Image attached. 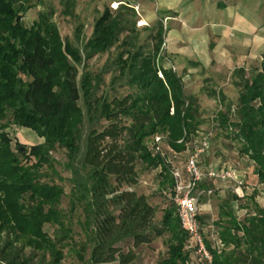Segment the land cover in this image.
I'll return each instance as SVG.
<instances>
[{
	"label": "trees",
	"instance_id": "obj_1",
	"mask_svg": "<svg viewBox=\"0 0 264 264\" xmlns=\"http://www.w3.org/2000/svg\"><path fill=\"white\" fill-rule=\"evenodd\" d=\"M21 1L28 0H0V264H32L24 252L27 247L43 260L48 256L46 264H60L64 236L51 237L43 227L57 225L62 231L58 208L62 190L42 182L41 169L51 164L49 152L56 144L67 149L69 158L76 151L71 126L79 92L75 68L67 63L70 44L62 42L47 12L30 27L23 26ZM134 18V9L125 4L104 8L85 43L88 55L102 51L129 22L134 26ZM163 38L164 28L158 22L152 50L136 49L129 54L135 90L112 98L102 114L106 124L92 128L87 136L83 164L93 183L89 191L90 264H128L135 254L124 252L120 242L131 239L136 247L165 232L172 242L161 264H182L188 256L184 252L188 237L180 227L175 206L168 201L160 224H156L155 209L147 196L134 190L139 181L137 162L147 169L161 166L160 191L172 186L168 168L160 156L146 148L144 138L163 131L170 148L182 151L199 125L196 99L185 95L180 76L155 64ZM128 43L133 45L132 40ZM121 61L124 70L127 59ZM235 72L240 78L236 105H226L217 116L220 127L234 132L242 153L254 164L258 182L264 183V55L260 68H253L248 77L242 68ZM12 125L34 131L42 142L25 150L13 146L7 131ZM232 193L212 221L220 248L211 247L206 238L210 228H205L204 215L199 214L212 262L264 264V206L255 204L253 211L239 219L231 202H240L242 197Z\"/></svg>",
	"mask_w": 264,
	"mask_h": 264
},
{
	"label": "rangeland",
	"instance_id": "obj_2",
	"mask_svg": "<svg viewBox=\"0 0 264 264\" xmlns=\"http://www.w3.org/2000/svg\"><path fill=\"white\" fill-rule=\"evenodd\" d=\"M152 2L153 0H28L23 2L24 10L21 11L20 21L25 27H30L35 21L39 20L42 13L51 15V20L56 24L63 43L71 46V52L66 53L68 64L75 70L76 83L78 86L79 99L76 103L77 113L74 116L72 135L76 144V151L72 158H69L68 151L59 143L49 152L52 162L44 165L41 169V181L49 185H56L62 190L58 208L61 212L63 229L57 225L45 224L43 229L51 237L54 235L64 236L61 244L63 258L60 264H90L89 251L91 248L90 229L92 228L91 218L92 209L89 205V191L92 186L90 180V170L83 164V156L86 148V140L89 131L92 128H101L106 124L102 114L108 109L112 98H121L122 96L135 90L132 86L130 70L128 68L129 54L136 49L143 51L152 50L154 40L152 35L156 32L158 22L167 29V20L159 16L153 22H149L144 17L143 2ZM234 0H225V4H231ZM247 2L249 0H242ZM121 2L137 6L135 11V24L130 22L124 27L113 41L102 51L88 55L85 43L92 34L94 21L100 16L104 8L114 9ZM255 14L259 16L264 25V1L255 0ZM156 9V7H154ZM264 27V26H262ZM128 40L133 41L130 46ZM165 44V36H164ZM166 45V44H165ZM165 45H161L160 58H155V64L164 65L166 68L176 70L180 76L184 93L187 96H193L196 99L197 120L199 125L192 133V139H200L211 133V157L209 159L221 158L224 162H229L231 167L242 173V169H247L243 175L244 184L241 188L245 195L240 202L235 201L233 208L236 216L242 219L246 212L253 211L255 204L264 206V183H259L254 173V164L247 156L242 153V145L234 137L233 131H226L220 127L217 114L225 109L226 105H236L239 87L237 86L240 78L238 72L227 76L205 77L203 67L198 63L188 64L184 69H179L165 54ZM127 59L126 67L122 70L121 59ZM261 62V61H260ZM260 68V63L244 69L245 76L248 77L253 68ZM187 70H195L191 74ZM210 70V69H209ZM174 72V71H173ZM158 76L161 73L157 72ZM173 110L170 109V112ZM130 123V118H127ZM19 127L10 126L7 131L12 138V144L29 148L33 144L42 142L34 131L31 138L20 132ZM167 134L163 131H156L144 138L146 148L152 153L151 144L155 135ZM167 143V141H166ZM188 143V141L186 142ZM185 143V147H187ZM24 149V150H25ZM164 150V149H163ZM166 150V148H165ZM244 159L243 163L242 160ZM252 162V163H251ZM139 181L134 187L137 193H144L148 202L154 207V223L160 224L163 209L169 204L167 198L161 193L155 177L150 169L137 162ZM246 186V188H244ZM126 189V187H124ZM254 198L251 199V194ZM233 194L226 191L219 194L213 192L210 198L207 210L211 212L213 218L220 206L225 204L227 198ZM203 210V209H202ZM204 212V211H203ZM213 219V220H214ZM188 238L185 240L184 252L188 254L182 264H194L190 253L186 249ZM172 237L168 233L156 237L149 244L133 246L131 239H126L119 243L124 252L128 250L135 254V258L128 264H161L168 257L169 246ZM25 255L31 258L32 264H46L50 258L46 256L43 260L40 254L32 252L28 247L24 249ZM186 254V255H187ZM81 257V258H80ZM103 264H119L117 261Z\"/></svg>",
	"mask_w": 264,
	"mask_h": 264
},
{
	"label": "crops",
	"instance_id": "obj_3",
	"mask_svg": "<svg viewBox=\"0 0 264 264\" xmlns=\"http://www.w3.org/2000/svg\"><path fill=\"white\" fill-rule=\"evenodd\" d=\"M254 1L234 0L231 4H225V0H153L154 6H150L152 2L147 1L143 2L142 6L144 17L149 22L155 21L159 16L169 17L167 29L164 30L165 54L172 63L179 69L198 63L206 69L202 70L205 77L216 78L227 76L240 68L248 69L262 60L264 25L255 14ZM193 71L195 70H187L190 74ZM20 132L31 138V130L21 128ZM207 137L210 146L208 152L201 157V162L217 167H231L229 162H224L221 158L207 160L212 156L211 133ZM164 147L171 163L183 169L187 148L176 151L166 142ZM241 160L243 163L244 159ZM241 169V174L245 175L247 169ZM150 172L157 177L159 186L161 166L150 169ZM205 183L212 184L210 187L219 194L233 192L230 182ZM245 195L249 194L245 191L238 196L244 198ZM210 198L211 196L204 197L199 204V214L204 215V227L208 229L214 219L206 208L210 207ZM234 202H231L232 206ZM201 227L203 228L202 224Z\"/></svg>",
	"mask_w": 264,
	"mask_h": 264
},
{
	"label": "built area",
	"instance_id": "obj_4",
	"mask_svg": "<svg viewBox=\"0 0 264 264\" xmlns=\"http://www.w3.org/2000/svg\"><path fill=\"white\" fill-rule=\"evenodd\" d=\"M120 4L125 3L121 2ZM125 5L136 11L138 9L134 5ZM168 18H164V21ZM162 45H165L164 42ZM172 69L174 68L172 67ZM172 71L175 72L176 70ZM166 140L165 135L158 134L153 137L151 144L152 153L160 156L163 164L168 168L172 179V186L161 189V193L176 208L180 227L188 237L186 249L190 253L193 263L213 264L212 253L206 246V238L211 242L212 248H220L222 244L217 239L212 226L207 237H204L199 221V204L204 197L212 196L214 190L211 187H201V184L206 181L230 182L232 191L237 195H241L244 177L238 170L232 167H217L201 162V157L208 152L210 146L207 136L198 140L192 139L186 143L187 155L184 160L183 169L172 164L167 157L164 147Z\"/></svg>",
	"mask_w": 264,
	"mask_h": 264
},
{
	"label": "water",
	"instance_id": "obj_5",
	"mask_svg": "<svg viewBox=\"0 0 264 264\" xmlns=\"http://www.w3.org/2000/svg\"><path fill=\"white\" fill-rule=\"evenodd\" d=\"M20 149H21V150H24L25 148H24V147H22V146H20Z\"/></svg>",
	"mask_w": 264,
	"mask_h": 264
}]
</instances>
